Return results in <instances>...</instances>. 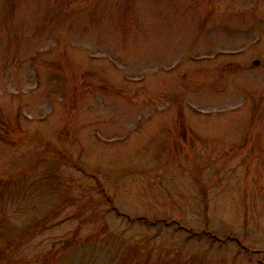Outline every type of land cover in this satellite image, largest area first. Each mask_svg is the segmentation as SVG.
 Here are the masks:
<instances>
[{"label": "rangeland", "instance_id": "obj_1", "mask_svg": "<svg viewBox=\"0 0 264 264\" xmlns=\"http://www.w3.org/2000/svg\"><path fill=\"white\" fill-rule=\"evenodd\" d=\"M0 264H264V0H0Z\"/></svg>", "mask_w": 264, "mask_h": 264}, {"label": "water", "instance_id": "obj_2", "mask_svg": "<svg viewBox=\"0 0 264 264\" xmlns=\"http://www.w3.org/2000/svg\"><path fill=\"white\" fill-rule=\"evenodd\" d=\"M258 63H259V62H258V61H256V62H255V65H258Z\"/></svg>", "mask_w": 264, "mask_h": 264}]
</instances>
